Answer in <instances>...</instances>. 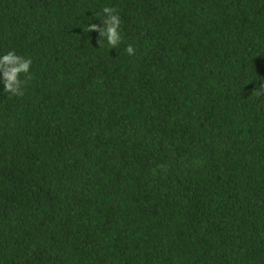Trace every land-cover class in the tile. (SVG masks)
<instances>
[{
	"label": "trees",
	"instance_id": "16d2710c",
	"mask_svg": "<svg viewBox=\"0 0 264 264\" xmlns=\"http://www.w3.org/2000/svg\"><path fill=\"white\" fill-rule=\"evenodd\" d=\"M0 264H264V0H0Z\"/></svg>",
	"mask_w": 264,
	"mask_h": 264
}]
</instances>
